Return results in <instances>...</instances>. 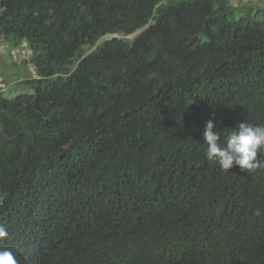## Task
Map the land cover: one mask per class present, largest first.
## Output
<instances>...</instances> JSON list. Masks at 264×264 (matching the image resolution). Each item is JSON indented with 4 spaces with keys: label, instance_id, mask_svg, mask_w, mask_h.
I'll list each match as a JSON object with an SVG mask.
<instances>
[{
    "label": "trees",
    "instance_id": "1",
    "mask_svg": "<svg viewBox=\"0 0 264 264\" xmlns=\"http://www.w3.org/2000/svg\"><path fill=\"white\" fill-rule=\"evenodd\" d=\"M168 1L0 0L35 69L0 89L18 264H264V151L224 172L202 135L264 124V3Z\"/></svg>",
    "mask_w": 264,
    "mask_h": 264
},
{
    "label": "clouds",
    "instance_id": "2",
    "mask_svg": "<svg viewBox=\"0 0 264 264\" xmlns=\"http://www.w3.org/2000/svg\"><path fill=\"white\" fill-rule=\"evenodd\" d=\"M214 127L213 122L208 121L202 134L208 160L216 162L224 172L234 165L242 171L262 166L258 153L264 151V124L240 123L238 130H231L223 140L221 132L214 131ZM6 237L8 231L0 225V240ZM0 264H18L15 253L9 248H0Z\"/></svg>",
    "mask_w": 264,
    "mask_h": 264
},
{
    "label": "rangeland",
    "instance_id": "3",
    "mask_svg": "<svg viewBox=\"0 0 264 264\" xmlns=\"http://www.w3.org/2000/svg\"><path fill=\"white\" fill-rule=\"evenodd\" d=\"M181 0H171L166 3H163L162 6L168 7ZM234 5H237L241 2H248L247 0H231ZM253 2V0H250ZM263 2L264 0L256 1ZM126 37L127 39H134L137 35ZM112 38H123L122 35H110L104 38V40H109ZM0 44V77L2 83L0 89H2L3 94L9 98L15 97L21 93L29 92L26 89H19L16 87L17 83L30 77L34 68L31 64L32 53L28 43H23L20 47H12L9 43L4 42ZM94 48L86 47L83 50L84 55L90 53Z\"/></svg>",
    "mask_w": 264,
    "mask_h": 264
},
{
    "label": "built area",
    "instance_id": "4",
    "mask_svg": "<svg viewBox=\"0 0 264 264\" xmlns=\"http://www.w3.org/2000/svg\"><path fill=\"white\" fill-rule=\"evenodd\" d=\"M247 1H250V0H247ZM1 83H2V79H1V77H0V85H1Z\"/></svg>",
    "mask_w": 264,
    "mask_h": 264
}]
</instances>
